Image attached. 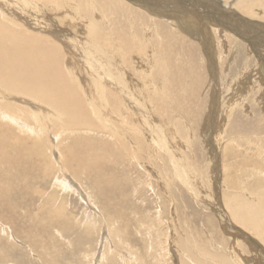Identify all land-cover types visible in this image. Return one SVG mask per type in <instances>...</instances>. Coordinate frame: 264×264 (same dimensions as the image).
I'll return each instance as SVG.
<instances>
[{
  "label": "rangeland",
  "instance_id": "374dc122",
  "mask_svg": "<svg viewBox=\"0 0 264 264\" xmlns=\"http://www.w3.org/2000/svg\"><path fill=\"white\" fill-rule=\"evenodd\" d=\"M125 1L101 0L94 3L86 1L84 5L89 9L92 5L95 15L93 16L98 19L102 18L105 30H115L121 27L120 29L127 32L126 34L129 36L139 35L132 45V50L121 49L124 51L122 52L123 57L117 53L116 61L112 64L108 57L113 51L110 46L112 44H108L110 49L108 46L106 47L108 50L105 49L108 56L102 57V62H104L107 71L104 73L105 77H109L110 80L103 78H99V80L105 86L107 84L112 87L110 82L113 80L118 86H124L128 98L136 108H141L142 115L145 116L144 120L147 122L137 114L138 110L131 106L130 109L133 111L130 110L133 113L131 115L135 119L137 127L135 133L138 134L141 130V134L128 133L127 124L124 127L114 125V128L118 129V132L120 131L119 133L122 132L126 145H119L118 139L112 137V133L111 136L105 133L102 134L104 136L99 133H97L99 135L96 133L88 135V138L95 140L96 152L100 154V162L96 164L94 161H90L95 167L91 168L90 174L83 173L77 180L72 177L73 174L70 170L61 169L60 172V167H64L62 151L65 156L68 153L64 150V145L54 149L56 154H53V157L55 156L58 163L55 162L56 169H53L51 173L44 172L41 165L34 163L38 157L33 158V162L26 161L23 164L24 167L20 166V169L18 166L13 168L10 166L11 164L2 167L0 170V264H183L184 262V264H196L189 257L192 254L196 257L198 250L202 248L214 255L212 256L214 259L208 264H219L217 262L221 259H224L225 264H264V256L261 254V252L264 253L262 242L250 232L243 230L244 228L231 218V214L224 205L226 203L224 201L226 200L225 193L240 200H246L252 196V193L257 195L255 192H259L264 187V183H261L264 182V95L259 92L261 84L258 77L260 76L258 56L260 52L264 53L263 46L258 48L254 46V50L253 45L246 42L247 38L242 37V33V35H236L232 30L221 29L214 23H211L210 26L211 35L206 40L202 38V41L194 32L190 31L191 29H188L190 26L184 25V21H181L183 17L177 18L170 9L167 8L170 11L164 15L172 20L168 23L163 16L160 18L158 14H152L144 8L145 11H143L142 7L138 8V5ZM221 1L224 3L229 0ZM230 1V7L232 6L235 12H240L234 6V2L237 0ZM120 2L130 7L136 15L139 14L140 18L138 15L133 19L126 18L128 14H125L124 8L117 10L114 6H119ZM259 4L261 7L259 6L258 9ZM259 4L253 5L252 10L257 15L255 20L264 22V18H262L264 0ZM133 5L134 8H132ZM240 13L244 14V12ZM60 16L61 18H59ZM188 17L189 23L194 21L191 16ZM64 18L59 13L55 19ZM184 18L186 19V17ZM249 18L254 20L250 16ZM70 19L67 18L65 21H70ZM76 19L79 23L82 22L80 24L88 23L85 21L86 19L85 22L78 17L74 18V20ZM71 20L73 23L74 20ZM77 21L75 22L78 24ZM158 21L162 23V26L164 25V30ZM75 22L74 24H76ZM194 22L192 23L195 24ZM153 25L157 29H154ZM61 27L72 30L74 33L78 30L79 32L75 35L81 39V43L91 47L92 43L90 45L87 43L90 38L85 37L87 32L84 25L77 28L68 27L64 23ZM159 28H162V31ZM130 29L131 33H129ZM154 30L159 32V38L154 37L155 34L152 33ZM164 34L167 37H164ZM182 37L183 39L185 37V42ZM212 37L213 39L210 40ZM156 40L160 47L166 52L169 51L170 62H168L177 71L175 74H179V71L182 70L186 75L180 73V80L174 82L177 83V85L174 84L176 87L172 88L167 84L168 90L164 98L156 97L157 100L160 99L159 106L154 108L152 103H148V105L147 102L153 100V94L156 92L150 81L156 80L155 78L158 76L157 72H147L149 71V61L146 57H149L151 53V48L148 45L151 42L156 43ZM188 44L190 45L188 46ZM206 48L207 50H205ZM170 50H172L171 53ZM71 51L68 49L69 53L66 56L74 61L76 55L74 56ZM148 51H150L149 54H147ZM175 52L176 54L172 55ZM97 56L100 57V54L97 53ZM173 59H176L178 65ZM112 73L114 79L111 76ZM83 74L87 78H91V73L83 72ZM92 76L96 77L94 74ZM180 85L186 86L182 89V87L178 88ZM262 86L264 88V85ZM110 87L107 88L111 89ZM115 91L117 94L119 93L118 90L112 92L115 93ZM258 92L260 96H258ZM214 97L218 99V112L214 115L215 119L212 117ZM121 99L124 102L123 96ZM35 105L44 107L39 103H35ZM134 114L138 115L137 120ZM162 115L163 118H161ZM146 118L150 119V122ZM128 122L133 123V120L128 117ZM151 122L154 125V132L151 125L149 126ZM53 130L56 131L55 127ZM123 131L128 134L125 135ZM159 134L165 138L166 146L164 148L161 147V138H156ZM53 137L55 136L52 134L47 137L49 141L51 140L50 145H53ZM58 141L59 139L54 141V146L58 145ZM102 141H105L103 145H101ZM249 141L254 143L250 144ZM87 143L91 144V141L87 139ZM254 144H258V148ZM143 147L144 149L141 150ZM127 149L128 151H126ZM256 150L259 151V155H256L258 153ZM173 157L175 160H172ZM257 159L259 162L255 164ZM60 163L62 164L60 165ZM175 167L178 169L180 167V175L183 178L176 175ZM71 168L77 169L76 167ZM222 169L223 171H221ZM54 174L58 175L59 180ZM65 174L70 180L68 188L62 186L63 180L66 181ZM257 175L259 176L257 177ZM183 179H186V184L189 183L192 190L196 189L198 194L194 195L183 184ZM204 201H209L210 204ZM101 237L104 239L102 240ZM108 240L111 246H109ZM99 241L100 245H98ZM257 243L259 245H256ZM98 247L100 249H97ZM230 249L231 251H229ZM229 252L237 254L236 258L239 263L230 256L231 253L228 254ZM188 253L191 255L189 256ZM203 253L204 251L200 252L202 255ZM95 254L99 256H95ZM219 255L221 256L219 257ZM257 256H262L259 257L261 261ZM96 258L99 261H96Z\"/></svg>",
  "mask_w": 264,
  "mask_h": 264
},
{
  "label": "bare ground",
  "instance_id": "6f19581e",
  "mask_svg": "<svg viewBox=\"0 0 264 264\" xmlns=\"http://www.w3.org/2000/svg\"><path fill=\"white\" fill-rule=\"evenodd\" d=\"M86 1L87 2L92 1L94 3L95 1L100 2L101 0H0V129H1L0 130V170L2 167H4L7 164H11L10 166H13V168H14V166H18V168L20 169V166H23V164L26 161H28V160L32 161L33 158L38 157L37 160H34V163L41 165L44 172L51 173L53 171V169H56L55 168L56 167L55 162L58 163V160L55 159V156L53 157V154H56L54 149H55V147L60 148L62 145H64L65 146L64 150L68 153H66V156H65L64 152L62 151V153H63L62 163L64 164V167L63 168H61L62 166L60 167V172H61V169H65L66 171L70 170V172L73 174L72 177L75 180H77L83 173L90 174L91 168L95 167V165L90 163V161H94V163H96V164H98L100 162V154H98V152H96L97 148L95 147V140L94 139L91 140L90 138H88L89 137L88 135H90L92 133L93 134L99 133L101 135L103 133H105L107 135L108 134L110 135L112 133L111 134L112 137H115V139L117 138L118 144L122 146L123 144H125L123 141L122 134H121L122 132L119 133L120 131L118 132V129L116 130L114 128L115 124L121 125L123 127L125 126V124H127V125L130 124L128 128L126 125V130L129 131L128 133L131 132V133L136 134L135 133V132H137V127L135 126L136 121H135V119H133V117L131 115V114H133L132 113L133 111L130 109L131 106H134V104H132L131 99L128 98V96H127L128 94H127L126 90L123 88L124 86L121 87L122 86L121 84H119L121 86H118L117 83H115L113 80L112 81L113 83L110 82L112 84V87H110L106 84L107 87L111 88V89H108L105 85L101 84V81L99 80V78L100 79L103 78L104 80H110L109 77H105L104 73L107 71H106V68L104 67V64H103L104 62H102L103 61L102 57L108 56V53L105 50V49H107L106 47L108 46V44H112L110 46H111V49L113 51H112L111 55L108 56V57H110L111 64H112V62L116 61V54L117 53L123 57L122 52H124V51H121V49H125V48L127 49L128 48L129 50H132V45H133L134 41L137 40V36H139V35L129 36V34L128 35L126 34L127 32L125 33L123 31V29H120L121 27L119 29H115V30H105L103 27V24H102V18L98 19L97 17H94L95 15L92 11V5H91V9H89L86 5H84V3ZM107 1H110V0H107ZM112 1H114V0H112ZM118 1H120V0H118ZM127 1L138 5V8L142 7V10L144 8L152 14H158L160 16V18H161V16H163V18L166 19L165 21H167L168 23L172 22V20H170L169 17L167 18V16L165 17L164 15H167L166 12L171 10L174 14H176L177 18L179 17V19H180L183 17V20H181V21H184V25L186 27L190 26L188 29H191L190 31L194 32L199 40L200 39L202 40V38H204L205 40L209 38V35H211L210 32L212 31V30L210 31V26H211V23H214L217 26H220L221 29L225 28V30H226L228 28V30L229 29L232 30L233 33L236 35H242L243 34L242 37L247 38L246 42H248L250 45H253L252 46L253 48H254V46H256L257 48L260 46H263L262 49H264V22L255 20V19H257V15H255L256 12L254 13V11L252 10L253 5L259 4L260 1H262V0H237L236 2L233 1L235 3V5H234L235 8H237L238 11L240 10V12H242V13L244 12V14H242L244 16H242L240 12H238L240 14L235 12L233 10L232 6L230 7V2H231L230 0L227 2H224V3L221 0H127ZM127 1H125V2L127 3ZM129 5H130V3H129ZM260 5L261 4L258 5V9H259ZM114 6L117 8V10H118V8H124V11L126 12L125 14H128V16L126 17L128 19H133V18L137 17V15L140 18L139 14L136 15L130 9V7L125 5V3L120 2L119 6L118 5H114ZM171 6L174 8H172ZM176 7H181V8H176ZM132 8H134V5ZM167 8L170 10H168ZM188 10H190V11H188ZM143 11H145V10H143ZM59 13H61L62 18H64L65 16L66 17L64 19H55V18H57V15ZM176 16H175V19H177ZM188 16H191L193 18V20L195 22L192 20L191 21L194 22L195 24H193L192 22H190V23L188 22V20H187L189 18ZM249 16L252 17L254 20L249 18ZM77 17L83 21L86 19L85 21H87L88 23L87 24H80V23H82L80 20H79L80 23L77 21V19L74 20V18H77ZM141 17L143 18L142 14H141ZM184 17H186V19ZM254 17H256V18H254ZM258 17H260V16H258ZM261 17H262V14H261ZM59 18H61V16ZM67 18L73 19L74 22L77 21L78 24L76 22L75 23L77 25L74 24V22L72 23L71 19H70V21L67 20V22H66L65 20ZM146 18H147V16L145 17V20H146ZM262 18H264V15ZM175 19H173V20H175ZM129 21H131V20H129ZM136 21H138V20H136ZM177 21L179 22L178 19H177ZM177 21H174V22H177ZM159 22L160 21H158V23ZM64 23H66V25L68 27L70 26V27H77V28L80 25H82V26L84 25L86 27L84 29H86L87 33H86V35L84 33L83 34L85 35V37L90 38V40H87V43L89 45L92 43L91 47L85 46L81 43V39L77 35H75V33L79 32L78 30H77V32L74 33V31H72V30L62 28L61 26L64 25ZM160 24L162 26L161 22H160ZM214 24H212V25H214ZM180 25H181V22H180ZM193 25H196V26H193ZM217 26H215V27L217 28ZM165 27H167V26H165ZM175 27H177V26H175ZM179 27H181V26H179ZM215 27H213V28H215ZM122 28H123V24H122ZM132 28H133V26H132ZM153 28L157 29V27L155 25H153ZM162 28L164 30V25L162 26ZM162 28H159V29H161V31H162ZM134 29L137 31L136 28H134ZM188 29H186V30L189 31ZM215 31H217V30L215 29ZM154 32H152L153 34H155L154 37L159 38V32L155 31V30H154ZM129 33H131V29H130ZM177 33H178V31H177ZM212 34H213V32H212ZM163 36L167 37V35H165V34ZM170 37H171V35H170ZM182 39H183V37H182ZM184 39H185V37H184ZM211 39H213V37L210 38V40ZM179 41H181V40H179ZM140 42H141V40H140ZM184 42H185V40H184ZM177 43H178V41H177ZM201 43H200V45H201ZM211 43L209 45L210 47H211ZM141 44H142V42H141ZM189 45L190 44H188V46ZM148 46L151 48V53H150L149 57H146V58H148V61H149L148 62L149 71H147V72H155V73L157 72L156 75L158 76V78H155L156 80H151V81L147 80V81H150V84L152 86L154 85L153 89L156 90V92H154V94H153V100L151 102L148 100L147 104L152 103V106H154V108H156L157 106H159L158 101L160 100V99L157 100V98H160V97L164 98L165 93L168 90L167 84L169 86H171L172 88L176 87V86H174V84L177 85V83H174V82L180 80V77H181L180 73L182 72V70L180 69L181 71H179L180 72L179 74H177V73L175 74V72H177V71H175L174 67L172 68L171 63H169L170 62L169 61L170 59H168V56L170 55L169 51L166 52L165 49L160 47V44L157 40H156V43L151 42L150 45H148ZM169 46H170V44H169ZM212 46H213V43H212ZM139 48H141V47H139ZM190 48H192V47H190ZM203 48H205V47L203 46ZM207 48H208V46H207ZM207 48L205 50H207ZM68 49L72 50L71 52L73 53L74 56L75 55L77 56V57L75 56L74 61L67 58L66 55L69 53ZM108 49H110L109 46H108ZM146 49H147V47H146ZM170 49H172V48H170ZM254 50H255V48H254ZM143 52H145V51H143ZM149 52L150 51H148L147 54H149ZM171 52H172V50H170V53ZM187 52H188V49H187ZM209 52H210V50H209ZM97 53L100 54V57L97 56ZM173 54H176V52L172 53V55ZM124 55H125V53H124ZM256 55H259V54H256ZM120 56H119V58H121ZM258 58L260 60V63L258 66V72H259L260 76H258V77L260 78L259 83L261 84V86H259V92H261L262 95H264V88L262 86V85H264V53L260 52V55L258 56ZM176 59L175 60L173 59V61L175 62ZM118 60H117V62L120 61V60L119 61ZM171 61H172V59H171ZM120 63H122V62H120ZM134 63H136V62H134ZM106 64H107V62H106ZM176 65H178L177 61H176ZM122 66H120V67L122 68ZM129 66H130V64H129ZM126 68H125V70H127ZM80 72H82V73H80ZM83 72L91 73V78H87L83 74ZM123 73H124V71H123ZM183 73L184 72H182V74ZM93 74L96 75V77L92 76ZM149 75L151 77L150 73H149ZM111 76L113 77V73ZM113 79H114V77H113ZM185 86L186 85H184V86L180 85L178 88L182 87V89H183V87H185ZM90 87H93L94 89L92 90ZM113 89L118 90L119 93L117 94L116 91H115V93L112 92V91H114ZM122 96L124 98V102L121 99ZM258 96H260V93ZM135 97L137 98V96H135ZM35 103H39L44 107H38L37 105H35ZM174 104H175V102H174ZM148 105H147V108H148ZM212 107H213V109H212V113H213L212 115L213 116L212 117H213V119H215L214 115H216L218 112V99H216V97H214V99H213ZM135 109L138 110L137 114L141 118L143 117V120H144L145 116L142 115L141 108L135 107ZM170 109H172V108L170 107ZM180 111H181V108H180ZM221 113H223V112H221ZM134 115L136 116L135 118L137 120L138 115H136V114H134ZM225 115H228V114H225ZM128 117H129V119L133 120V123L128 122ZM148 118H149V116H148ZM148 118H146V119H148ZM151 118L153 120V117H151ZM161 118H163V115ZM164 118H165V116H164ZM148 120L150 122V119H148ZM144 121H146V120H144ZM152 122H151V124H149V126L151 125L150 127H152V131H153L154 125H152ZM170 122H173V121H170ZM154 123H156V122H154ZM142 125H143V123H142ZM54 127H55L56 131L53 130ZM143 127H144V125H143ZM161 128H163V127H161ZM51 130H52V133H51ZM58 130H59V132H58ZM156 130H157V127H156ZM140 131L141 130H139V133H140ZM144 132H145V130H144ZM124 133H125V135L128 134V133H126V131ZM50 134L55 136V137H53L54 139L52 141L53 145H50L51 140L49 141L47 138L50 136ZM99 134H97V135H99ZM138 134H136V135H138ZM160 134H162V133H160ZM160 134L158 137H156V136L155 137L161 138V147L164 148L166 146V144L164 143L165 138H164V136H162ZM102 136H104V135H102ZM142 137H143V135H142ZM149 138H150V136H149ZM58 139H59L58 145L54 146V141H56ZM87 139L91 141L92 145L87 143ZM131 139H132V137H131ZM142 139L144 140V138H142ZM151 139H152V137H151ZM159 141H160V139H159ZM104 142L102 141L101 145H103ZM127 142H129V141H127ZM155 142H157V141H155ZM106 143H108V142H106ZM248 143H250V141ZM251 143L253 144L254 142H251ZM254 145H256V147L258 148V146H257L258 144H254ZM247 148H249V147H247ZM129 149H130V147H129ZM138 149H140V148H138ZM142 149H144V147L141 148V150ZM145 150H147V149H145ZM249 150H250V148H249ZM259 150L261 151L262 147H261V149L259 148ZM126 151H128V149ZM251 151H252V149H251ZM257 152L258 153L256 155H259V151H257ZM217 153H218V151H217ZM248 154H250V153H248ZM171 155H172V153H171ZM253 155H255V154L253 153ZM16 159L18 161H15ZM260 159L261 158H259V160ZM172 160H175L174 157ZM260 161L262 162V160H260ZM254 162H255V160H254ZM258 162L259 161L257 159V163H255V164H258ZM62 163H60V165ZM71 167H76L77 169L71 168ZM180 167H179V169H180ZM179 169L178 168L175 169L177 172L176 175L181 176ZM213 169H215V168L213 167ZM251 169L253 170V168H251ZM11 170H13V169H11ZM62 171H64V170H62ZM221 171H223V169ZM53 173H52V175H53ZM62 173L64 174L65 172H62ZM54 175L56 176L57 174H54ZM259 175H257V177ZM60 176H61V174H60ZM192 176H193V174H192ZM65 177H66V174H65ZM65 177H63V178L65 179ZM257 177H256V180H257ZM56 178H58V175L56 176ZM54 179H55V177H54ZM58 180H59V178H58ZM65 180L68 182V184L66 181L63 180L62 186L64 188H68L70 186V184H69L70 180L68 179V177H66ZM71 180L73 181V179H71ZM183 181H184L183 184H185L188 187V189L190 191H192V193L194 195L198 194L196 189L192 190L189 183H187L188 185L186 184V181H187L186 179H183ZM228 182H226V183L229 184ZM261 183L263 184L264 182H261ZM53 184H55V183H53ZM243 184L245 185V182ZM224 185H226V184H224ZM52 187H55V186H52ZM244 187H246V186H244ZM72 188H73V186H72ZM254 189L256 190L257 188H254ZM66 190H68V189H66ZM236 190H237V188H236ZM240 193H242V192H240ZM255 193L257 195L254 194L255 195L254 196L252 193V196H250L249 199H246V200L245 199L240 200L237 197H233V195H227L229 193H227V194L225 193L224 198H226V200H224V201H226V203L224 205H226V208L228 209L229 213L231 214V218L235 219L236 223H238L240 226H242L244 228L243 230L250 232L252 235L255 236V238L257 237V239H259L260 242H262L261 244L264 246V187L261 188L259 192L257 191ZM78 194H79V192H78ZM81 195H82V193H81ZM86 195L88 196V194H86ZM235 195H236V193H235ZM83 196L85 197V195H83ZM238 197H240V196H238ZM204 202H206V201H204ZM207 202H209V201H207ZM209 204H210V202H209ZM92 205H94V204H92ZM219 206H221V205H219ZM219 211H221V210H219ZM215 213H216V211H215ZM0 225H1V223H0ZM233 225H235V223ZM235 233H237V232H235ZM7 234H9V233H7ZM251 234H250V236H251ZM106 235H108V234H106ZM109 236H108V238H109ZM103 237H101L102 240L104 239ZM251 240H252V237H251ZM100 241H99L98 245H100ZM107 242H109L110 245L109 244L108 245L111 246L110 241L108 240ZM253 242H254V240H253ZM260 242H258V243L260 244ZM258 243L256 245H259ZM109 248H111V247H109ZM97 249H100V248L98 247ZM202 251H204L203 255L200 254V252H202ZM229 251H231V249ZM96 252H98V251H96ZM99 252H101V251H99ZM253 252H255L254 249H253ZM198 253L196 254V257H194L193 254L191 255L190 253H188V254H189V256L191 255V257H189L188 255L187 256L190 259H192L194 261V263H196V264L199 262L201 264H208V263H210L211 260L214 259V257H212L214 255L209 254V252L206 251V249H203V248L199 249ZM230 253L231 252H229L228 254H230ZM250 253H252V252H250ZM254 254H256V253H254ZM261 254L264 256V253L261 252ZM96 255L99 256L98 254H95V256ZM103 255H104V253H103ZM103 255H101V256H103ZM197 255H198V257H197ZM236 255L237 254H235V252H232L230 254V256H232V258L235 261H237ZM200 256H201V258H200ZM208 256H211V257H208ZM220 256L221 255H219V257ZM259 257H262V256H259ZM259 257H258V259H259ZM97 258H102V257H97ZM97 258H96V261H99V260H97ZM227 259L229 260V258H227ZM217 263L225 264L224 259H221V261H218Z\"/></svg>",
  "mask_w": 264,
  "mask_h": 264
}]
</instances>
